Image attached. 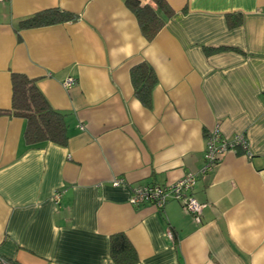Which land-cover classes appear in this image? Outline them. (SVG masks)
<instances>
[{
	"label": "crops",
	"instance_id": "1",
	"mask_svg": "<svg viewBox=\"0 0 264 264\" xmlns=\"http://www.w3.org/2000/svg\"><path fill=\"white\" fill-rule=\"evenodd\" d=\"M125 1H0V109L25 75L68 137L30 145L24 119L0 117V264H114L115 234L136 264H264V0H165L173 15L150 41ZM50 9L77 19L19 29ZM141 62L149 107L130 77ZM214 131L246 147L203 172ZM187 174L199 222L174 200L130 204L134 188Z\"/></svg>",
	"mask_w": 264,
	"mask_h": 264
},
{
	"label": "trees",
	"instance_id": "2",
	"mask_svg": "<svg viewBox=\"0 0 264 264\" xmlns=\"http://www.w3.org/2000/svg\"><path fill=\"white\" fill-rule=\"evenodd\" d=\"M126 0L127 8L135 16L140 30L146 40H152L164 27L166 20L173 15L172 8L165 0ZM238 20L229 22L231 26H239ZM75 15L59 9L38 12L19 22V29H31L66 21H75ZM223 50V49H219ZM217 50V51H219ZM210 51V50H209ZM130 77L135 96L149 107L151 91L156 84L153 70L145 62L131 68ZM11 106L0 109V117H18L25 121L24 138L30 145L53 143L59 146L67 144V125L65 115L51 107L37 81L19 73L11 74ZM110 257L114 264H136L137 255L124 234H115L110 238Z\"/></svg>",
	"mask_w": 264,
	"mask_h": 264
},
{
	"label": "built area",
	"instance_id": "3",
	"mask_svg": "<svg viewBox=\"0 0 264 264\" xmlns=\"http://www.w3.org/2000/svg\"><path fill=\"white\" fill-rule=\"evenodd\" d=\"M2 1V0H0ZM73 80L67 79L65 87L70 88ZM237 147H246V140L243 135L235 136L231 141L223 139L217 131H214L206 141V150L204 156L205 167L203 172L212 170V168L219 162L221 156L227 151H235ZM195 183V175L187 174L181 180L174 184L166 186L150 185L143 188H134L130 198V204L139 206L145 203H150L158 209H162L165 204L174 200L179 202L183 209L193 216L196 222L200 221V217L205 204H200L190 194ZM122 185L121 181H116L115 186Z\"/></svg>",
	"mask_w": 264,
	"mask_h": 264
}]
</instances>
